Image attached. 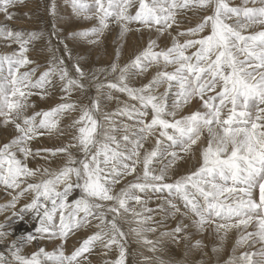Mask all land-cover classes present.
I'll return each instance as SVG.
<instances>
[{
	"label": "rangeland",
	"instance_id": "obj_1",
	"mask_svg": "<svg viewBox=\"0 0 264 264\" xmlns=\"http://www.w3.org/2000/svg\"><path fill=\"white\" fill-rule=\"evenodd\" d=\"M150 2L151 0H149ZM77 3L87 5V11L83 13L74 12L72 0H11L10 11L14 13V16L23 15L22 12L27 13L28 15L25 14L27 20L31 19L33 23L37 22V26L36 29L29 28L32 30H21L20 32H14L12 28H6L4 38L16 45L17 49L18 46L26 48V55H31L36 51L40 59L44 58L41 63L28 64L26 67L19 68V71L23 73L35 69L34 72H31L33 83L38 81L41 73L49 68L50 62L60 71H55L43 87L30 86L24 89L26 94L29 92L33 94L26 95V98L21 101L26 107L21 109L18 114L14 109L10 112L7 104L0 105V113H2L0 114V131H6L5 127L11 125L14 133V135H10L11 138L8 140L0 141V145L8 144L11 141L9 148L0 149L7 153L3 161H0V198H2L0 199V225H3L0 231L13 233L12 227L23 228V230L17 232L18 236H12L8 240L0 237V252H4L6 256L8 253L5 250L9 248L10 243H15L17 247L23 244L22 251L25 247L29 248V252H23L24 255H29L38 247H43L47 252H53L57 249L59 243L57 241L59 240L55 238L37 239L25 243L24 238L29 233L36 234V225L40 220L37 212H43V208L38 205L32 207H25V205L34 202V197L39 196L40 204H46L51 209L52 204L45 198L44 182L68 165L70 161H75L71 164V167L76 168L80 167L81 161L90 160V154H86L80 146V132L75 130L78 128L77 123H84L85 126L82 127L91 131L88 116L96 121L93 137L95 143L91 145V153H94L100 145L104 144L107 137H115V140L119 142L118 150L122 154L126 155L133 148V145L122 139V137L127 134L129 140H135L141 127L139 123L141 118L135 114L131 117L128 114H120L118 110L127 107L129 112L142 111L139 103L108 87L98 90L96 87L98 83L117 82L123 74L124 80L120 81L122 86L140 88L151 81L153 77H156V83L152 85L150 93L146 94L157 97L162 105L166 102V110L168 112L173 111L174 93L178 91L179 85L173 82L169 90V81L157 76V73L154 74V70L150 71L149 67L159 70L158 73H172L177 67L176 61L167 62L164 57L155 59L150 57L144 60L142 67L128 64L122 68L116 65L115 70L112 68L117 49L120 56L121 51H123V42L129 33H136V36H138L136 37L139 40L136 52H139L148 40H152L151 32L157 33L162 38L156 40L157 47L154 51L160 52L167 49L169 45L175 44L177 51L182 50L192 57L191 64L197 63L193 53L197 52L200 45L193 43L185 46V41H198L201 37H204V59L200 62V67L205 68V72L203 74H192L185 71L183 75L186 78L185 86L196 89L194 95H199L202 90L206 98L216 96L217 111L214 114L216 119L212 125L213 131L222 137L224 136L223 128L230 127L231 138L241 146L244 143L255 146L256 139L264 133V127H261L264 126V113L259 111V109L264 108V102H260L259 93L254 86L255 82L264 75V68L257 67L258 60L254 59V55L258 56L264 53V44L259 43V34L264 33V13L252 11L264 8V0H187V2L186 0H163L161 6L167 9V12L164 13L169 17L167 21L161 20L159 24L151 21L147 24H136L134 22L117 21L113 18L107 21L108 26L106 29L89 35H78V33L101 27L97 19L98 13L95 0H77ZM63 8L65 10L71 9L73 15L77 14L79 18L82 17L84 23H87L85 27L80 26V23L74 20L73 15L72 18H65L66 14L62 12ZM230 9H236V11ZM130 12L135 14V6L130 9ZM206 16L212 18L207 22H203ZM58 18L62 19L59 23H57ZM198 25L200 27H197ZM122 26L126 31L120 32ZM189 29L192 31H188ZM9 30L11 31L9 32ZM210 33L211 35H209ZM253 36L255 39H244ZM76 46H80V52L76 49ZM88 46L92 47L89 48ZM50 53L51 55H49ZM65 53H70V55ZM225 53H227L226 56ZM8 54L0 51V57ZM110 54H112L113 59ZM107 56L111 58L109 64L97 69L98 63L99 65L102 63L100 60ZM124 56L125 54H122L117 62ZM222 57L224 58L221 59ZM61 59H63V64L59 63ZM233 60L236 61L235 67L231 66ZM74 61L79 62L81 65L83 78L72 67ZM221 64H223V68H221ZM65 66L67 67L68 76L79 80L83 88L73 85L68 93L62 91L67 85V79H61ZM16 67V64L12 65L13 70ZM237 68L240 70L238 73H236ZM249 73L251 76L242 79ZM196 75H201L199 84L205 85L202 89L197 84ZM2 78L11 79L7 63H4L3 71L0 73V79ZM138 78L139 80L142 79V84ZM224 85H228L226 89L228 95L225 97L224 103H221L218 93ZM97 93H99V96ZM41 94L44 96L43 99H41ZM55 94L60 95L57 98L58 104H71L73 107L49 115L46 118L47 123L44 127H41V120L45 119L42 115H36L27 125L23 124V118H31L34 113H42L58 105L40 106L38 100L52 98ZM62 96H65V99L61 100ZM85 98L89 101L84 100ZM93 98L99 101V107L95 110L92 109ZM78 99L81 104L88 103L86 109L82 108V115L85 116V119L81 122L78 119L75 122V119H73L76 115L74 113L79 110L76 103ZM233 99L236 101L235 106L232 103ZM122 101L123 103H121ZM233 107L238 114L235 117V122L229 126H224L223 120L230 117V110ZM195 108L196 104L192 103L182 105L176 111L175 119H179ZM166 118L173 119L171 116ZM8 119H11L13 123H6ZM16 124H20L25 128V134L21 137L20 142L13 139V137L19 135L15 127ZM253 125H257V127L254 129ZM29 128H31V131H27ZM201 133L199 138H202L203 142L197 143V139V142L191 145L187 151L182 149L180 145L169 148V142H165L161 146L162 154L154 157L148 165L149 171L153 175H160L163 171L164 180L154 181L149 178L146 183L152 185L172 183L178 177L198 167L201 149L209 142V133L203 126L201 127ZM61 142H64V145ZM142 143L143 146L148 144V148L144 151V148H141L139 157H133L137 161L135 176L120 178L121 183L115 186V192H119L125 184L135 180L136 177L143 176V155L146 150H150L155 146V136L148 137ZM113 147H116L115 143H113ZM49 149L51 151H48ZM231 151L232 144L229 143L228 152L231 153ZM170 152H175L179 158L173 160L168 155ZM72 156L73 158H71ZM60 158V163L49 164L50 160ZM126 162L132 163V161ZM184 162L188 166L187 170L180 166ZM33 163L37 165L35 166ZM40 165L42 166L40 167ZM71 181L73 188L69 202L74 198H78L80 194L79 188L76 187L79 181L76 180L75 175L71 177ZM139 182L145 183L143 179ZM216 183L219 184L221 181L217 179ZM38 184L41 185L39 189L34 187ZM236 187H240V185H236ZM58 190H62L59 185ZM133 194L141 196L142 200L139 204L134 200H130L128 207L144 217H151L145 228H155L156 230L143 232V238L152 242L151 244L144 243L141 238L136 237L129 231L130 228L136 227L132 222L133 217L127 213H122L118 223L127 234L123 243L128 253V264H226V262L228 264H242L241 253L256 252L264 247V244L256 237L244 239L246 233L257 231L256 212L247 213L248 217H252V221L248 223L247 227L238 224L239 220L246 218L243 216H233L229 219L209 216L208 223L198 230L193 226L195 217L185 208L179 194L175 191L171 193L165 189L157 191L155 187H150L143 192H134ZM233 195L239 197L238 193ZM195 198L200 199L199 196ZM230 200L231 197L229 202ZM200 202L203 207V201ZM170 203L174 204L178 211L171 208ZM110 204L111 202H107L104 205L105 209ZM146 209L150 211H146ZM261 214L264 215V210H261ZM111 216L112 214L109 213L108 218L111 219ZM89 219L90 223L81 224L79 228H73L72 231L68 232L61 249L55 252L56 256L72 257L74 250L80 247V242L86 236L97 231L98 221L91 217ZM178 223L182 227L185 226L179 243L173 238L171 231ZM220 224L227 227L218 229L217 226ZM101 231L103 233L101 238L82 249L73 258L72 264H107V261L118 254L115 245L105 246L111 238V230L105 227ZM162 233H167V235H162ZM185 234L187 235L186 239L184 238ZM7 236L11 235L8 233ZM18 237L19 240L16 239ZM197 240L201 241V244L194 247L193 244ZM229 257L232 258L231 261H229ZM11 259L9 257V260ZM44 264H55V261L45 260ZM64 264H68V260H65Z\"/></svg>",
	"mask_w": 264,
	"mask_h": 264
},
{
	"label": "snow or ice",
	"instance_id": "obj_2",
	"mask_svg": "<svg viewBox=\"0 0 264 264\" xmlns=\"http://www.w3.org/2000/svg\"><path fill=\"white\" fill-rule=\"evenodd\" d=\"M187 2V0H186ZM163 0H95V6L97 8V19L100 24V28H93L84 32L78 33V35L94 34L97 31H102L107 28V21L115 18L117 21H123L126 23L147 24L150 21L157 24L161 20L167 21L169 17L164 15L167 9L162 7ZM11 0H0V16H3L5 21L14 19V13L10 11ZM73 11L77 13H83L87 11V5L77 3V0H72ZM135 6V14L130 12V9ZM203 6V5H201ZM236 11V9H230ZM264 13V8L259 10ZM211 16L204 17L203 22L210 20ZM171 27V25H169ZM197 27H200L199 25ZM6 28V25L0 24V30ZM11 30H9L10 32ZM126 29L122 26V32ZM188 31H192L189 29ZM211 35V33L209 34ZM259 43L264 44V33L259 34ZM239 38V37H237ZM204 37H201L198 41H185V46L193 43L200 45L197 52L193 53L196 57L197 63L191 64V56H188L184 51H177L175 44L169 45L167 49L160 52L154 51L157 47L156 42L148 40L144 47L132 56L129 60V64L137 67H142L144 60L148 58L164 57L167 62L176 61L177 67L174 72L157 73V76L167 79L169 81V90L172 87L173 82L179 85L178 91L174 93L175 99L173 101V111L168 112L166 102L162 105L159 103L158 98L150 94L152 85L156 83V77H153L147 84L142 85L140 88H132L130 86H122L120 81L124 80L123 74L117 82H105L103 84H97V89L108 87L121 92L128 96L129 99L136 101L140 105L141 110H135L129 112L127 107L119 109L120 114H135L140 117L139 134L135 140H129L127 134L122 139L131 143L133 148L125 155L119 150V142L115 140V137H107L106 142L100 145L94 153L90 152L91 145L95 143L93 137L95 135L96 121L88 116L90 122L91 131L81 127L80 132V146L86 154H90V160H84L80 162V167H71L75 161H70L68 165L60 169L51 178L44 182V194L46 200L52 204V208L49 209L46 204H40L39 196L34 197V202H30L25 207H32L38 205L43 208V212H37L40 216V220L36 225L35 235L29 233L24 238L25 243L35 241L37 239H57V249L53 252H47L43 247L36 248L29 255L23 254V244L19 247L15 243H10L9 248L5 250L8 253L6 256L4 252H0V264H44L45 260L55 261V264H64L65 260H68V264H72L73 258L81 252L86 246L90 245L93 241L100 239L102 236L101 229L107 227L111 230V238L107 241L106 247L115 245L118 249V254L111 260L107 261V264H128V253L124 246L123 241L126 240V233L121 229L118 220L122 213H127L133 217V223L136 227H132L129 231L136 237L141 238L144 243L151 244L143 238L144 231H155V228L147 229L145 225L151 220V217H144L140 213L135 212L134 209L128 207L129 201L134 200L136 203H140L142 197L134 195V192H143L146 188L155 187V190L160 191L165 189L170 193L175 191L179 194V198L184 203L185 208L195 217L193 220V226L198 230L208 223L209 216H215L221 219H229L233 216H243L245 219L238 221V224L247 227L248 223L252 221V217H248V212H256L255 222L257 224V231L253 233H246L244 239L256 237L264 244V215L261 214V210H264V133H262L257 139L255 146H249L244 143L243 146L238 144L231 138V128L224 127V136H219L213 131L212 125L216 119V96L206 98L204 92L201 90L199 95H194L195 88H187L186 78L183 73L188 71L192 74H203L205 68L200 67V62L204 59ZM245 40L255 39V37H246ZM10 46V45H9ZM26 48L18 46L17 52L0 57V73L3 71L4 63L8 64L9 76L11 79H0V105L7 104L10 112L15 110L17 114L21 109L26 107L21 101L26 98V95H32L33 93H25L24 89L30 86L43 87L48 82L49 77L54 74L56 69L50 62L49 68L41 73L38 81L33 83L31 81V72L26 71L21 73L19 68L26 67L28 64H34L35 61L30 60L25 54ZM70 55V53H65ZM227 53H225V56ZM119 57V50L116 52V59L113 61L112 68L115 70ZM222 57L221 59H223ZM254 59L258 60L257 67L264 68V53L258 56L254 55ZM63 64V59L59 61ZM16 64V69L13 70L12 65ZM236 61L233 60L232 65L235 67ZM72 67L77 74L83 78V69L79 62L74 61ZM223 68V64H221ZM240 70L237 68L236 73ZM234 73V74H236ZM251 74H246V79ZM61 79H67V85L62 91L68 93L73 85H83L79 80L70 78L68 76L67 67L62 71ZM201 75H196V81L199 87L202 89L205 85H200ZM255 88L259 93L260 102H264V75L255 82ZM228 85H224L223 89L218 93L220 102L224 103L225 97L228 95L226 89ZM44 96L41 94V99ZM65 99V96L61 97V100ZM166 101V96H165ZM196 104V108L188 114L181 116L179 119H175L176 111L185 104ZM233 106H235V99L232 100ZM73 107L71 104H58L53 108L43 111L42 113H34L33 117L23 118V124L27 125L36 115H42L45 119L41 120V127H44L47 123L46 118L52 113L64 109ZM99 101L96 98L92 100V109H98ZM203 110V111H202ZM264 113V108L259 109ZM2 114V113H0ZM10 115V113H9ZM238 114L233 107L230 110V117H226L223 120L224 126H229L235 122V117ZM171 116L173 119H167ZM81 121L85 119V116L80 117ZM6 123H13L11 119H8ZM6 126V124H5ZM206 128L209 133L208 144L201 149L200 164L198 167L187 172L185 175L178 177L172 183L162 184H148L146 183L149 178L154 181H163V171L160 175H153L149 171V163L154 157H158L162 154L161 146L165 142L168 143L169 148H174L176 145H180L185 151L191 145L197 142V139L201 136V127ZM17 133L14 140L20 142L21 137L25 134V128L20 124L15 125ZM257 125H253L255 129ZM264 127V126H261ZM27 131H31L29 128ZM155 136V146L146 150L143 155L144 160V173L142 177H136L135 180L125 184L119 192H115L114 188L117 184L121 183L122 177L135 176L137 161L133 157H139L140 149L143 148L142 141L150 136ZM255 135V133H254ZM30 138V137H29ZM113 143L116 147H113ZM232 144L231 153L228 152V144ZM11 145V141L8 144L0 145V149H7ZM63 150V149H61ZM48 151H51L50 149ZM5 151L0 150V161H3ZM173 160L178 159L175 152L168 153ZM126 161H132L131 164ZM75 175L76 180L79 183L76 187L79 188L80 194L78 198H74L69 202L70 194L72 193L73 184L71 177ZM141 179L145 183L139 182ZM219 179L221 183L217 184L216 180ZM231 181V183H229ZM58 185L62 187V190H58ZM240 185V187H236ZM37 189L41 188V185H35ZM235 193L239 194L237 198ZM199 196L197 200L195 197ZM231 200L229 202V199ZM203 201V207L201 202ZM59 202V203H57ZM107 202L111 204L105 209L104 205ZM170 207L175 211H178L174 204L170 203ZM146 211H150L147 210ZM111 213V219L108 218V214ZM175 214V212H173ZM58 217V219H57ZM94 218L98 221L97 231L91 235L86 236L81 242L80 247L75 249L72 257L56 256L55 252L61 249L68 232L73 228H79L81 224L90 223L89 218ZM218 229H225L227 226L220 224ZM3 228V225H0ZM173 238L177 243L180 242L181 234L184 233V227L179 223L171 230ZM8 233L0 231V237H6ZM167 235V233H162ZM184 238H187L185 234ZM201 241L197 240L193 246H199ZM151 250V249H150ZM215 251V248L213 249ZM9 257L12 259L9 260ZM242 264H264V247L260 250L252 253H241ZM232 258L229 257V261ZM228 264V262H226Z\"/></svg>",
	"mask_w": 264,
	"mask_h": 264
},
{
	"label": "bare ground",
	"instance_id": "obj_3",
	"mask_svg": "<svg viewBox=\"0 0 264 264\" xmlns=\"http://www.w3.org/2000/svg\"><path fill=\"white\" fill-rule=\"evenodd\" d=\"M241 1V0H240ZM252 3V2H251ZM61 9V8H60ZM62 12L64 13V14H66V16H65V18L66 17H68V19L69 18H72V15H73V12H71V9H69V10H65L64 8L62 9ZM30 13V12H29ZM22 14L23 15H18V16H14V19H12V20H10V21H5L4 20V18H3V16H0V24H3V25H6V28H8V29H13V31L14 32H16V31H18V32H20L21 30H26V31H28V30H32V29H29V28H34V29H36V26H37V22H35V23H33L32 21H31V19H29V16H28V19L29 20H27V17L25 16V14H27V13H23L22 12ZM28 15V14H27ZM75 18H74V20H76V21H78L79 23H80V26H84L85 27V25L87 24V23H84V19H81V18H79V16L76 14V15H73ZM60 18V17H59ZM58 18V19H59ZM61 18H63V17H61ZM62 20V19H61ZM60 19L58 20V22L57 23H59V21H61ZM72 20V19H71ZM71 22V21H70ZM90 22V21H89ZM235 22V21H234ZM74 24H75V22H74ZM58 25V24H57ZM74 26V25H73ZM72 26V27H73ZM6 28L5 29H3V30H0V51L1 52H4V53H9V54H13V53H16L17 52V46L16 45H13L11 42H9L8 41V39H5L4 38V35L6 34ZM66 30V29H65ZM120 32H122L121 30H120ZM119 32V33H120ZM64 33V32H63ZM152 34V35H151ZM151 36H152V40L153 39H155V42H156V40L158 41V39H161L162 37H160V35L159 34H157V33H152L151 32ZM68 35V34H67ZM117 35V34H116ZM137 34L136 33H129L128 34V37L124 40V42H123V46H122V48H123V51H121L122 52V54L124 55L125 54V56L119 61V62H117V65L118 66H121V68L122 67H125V66H127L128 64H129V60H130V58L132 57V56H134L137 52H136V50H138V41L139 40H137L136 39V37H138V36H136ZM123 36V35H122ZM110 37H112V36H110ZM109 37V38H110ZM114 37V36H113ZM118 37V36H117ZM124 37V36H123ZM140 37V36H139ZM116 38V37H115ZM119 38V37H118ZM111 39V38H110ZM124 39V38H123ZM164 40V39H163ZM68 41V40H67ZM162 41V40H161ZM161 41H159V43H161ZM71 43V42H70ZM111 43V42H110ZM158 43V42H157ZM68 44V43H67ZM72 44V43H71ZM116 44V43H115ZM121 44H122V42H121ZM10 45V46H9ZM157 45V44H156ZM89 47V46H88ZM90 47H92V46H90ZM89 47V48H90ZM47 48V47H46ZM73 48V47H72ZM75 48V47H74ZM86 48V46L84 47V49ZM45 49V48H44ZM76 49H78L79 50V52H80V50H81V48H80V46H76ZM75 49V50H76ZM98 49V48H97ZM83 50V49H82ZM41 51H43V50H41ZM45 51V50H44ZM92 51V50H91ZM112 51V50H111ZM110 51V52H111ZM49 52V51H48ZM82 52V51H81ZM109 52V53H110ZM120 52V53H121ZM113 53V52H112ZM42 54V53H41ZM92 54V53H91ZM94 54V53H93ZM92 54V55H93ZM121 54V55H122ZM49 55H51V53L49 54ZM90 55V54H89ZM100 55H102V54H100ZM120 55V56H121ZM99 56V55H98ZM103 57H104V55H102ZM119 56V57H120ZM27 57L30 59V60H32V61H35V63L37 62H39V63H41L42 62V60H44V58H39L40 56L38 55V53L35 51V52H33V54H29V55H27ZM42 57V56H41ZM92 57V56H91ZM110 57L112 58V54H110ZM110 57H105V58H103L102 60H100L102 63H100V65H99V63H98V65H97V69H100L102 66H104V65H108L109 64V62H110V60H111V58ZM118 57V58H119ZM100 58V57H99ZM102 58V57H101ZM46 59V58H45ZM113 59V58H112ZM49 62V61H48ZM47 64V63H46ZM38 65H40V64H38ZM121 70V69H120ZM149 70L150 71H153L154 70V74L155 73H158L159 72V70H156L155 68H153V67H149ZM122 72V71H121ZM118 73V72H117ZM138 80H139V78H138ZM142 79L140 78V80H139V82L142 84V81H141ZM56 93H57V91H56ZM94 94H95V91H94ZM96 95V94H95ZM97 95L99 96V93H97ZM58 97H60V95H58V94H55L52 98H48V99H44V100H41V99H38L39 100V102H40V106L41 105H45V106H47V107H51L52 105H55V104H58ZM84 100H88L87 98H85ZM89 101V100H88ZM78 105V107H77V109H79L78 111H76L74 114H76L75 116H74V118L73 119H75V122H76V119H78V120H80V122H81V119H80V117L82 116V114H83V111H82V108H85L86 109V105L88 104L87 102V104H81V101L78 99V101L76 102ZM75 103V104H76ZM121 103H123V101L121 102ZM44 107V106H43ZM87 111V110H86ZM183 113V112H182ZM180 115V114H179ZM72 118V117H71ZM73 122V121H72ZM74 123V122H73ZM10 124V123H9ZM74 125V124H73ZM77 126H78V128L77 129H75V130H79L82 126H85L84 125V123L83 124H81V123H77L76 124ZM89 125V124H88ZM4 126V125H3ZM88 127V126H87ZM6 128V131H0V141H4V140H8L9 138H11V134H13L14 135V133H13V131H12V127H11V125H7V127H5ZM90 128V127H89ZM15 129V128H14ZM2 130V129H1ZM205 135V134H204ZM205 137V136H204ZM55 139V138H54ZM53 139V140H54ZM202 139V138H201ZM200 138L198 139V142L197 143H201V142H203V140H201ZM206 139V138H205ZM40 140V139H39ZM44 140V139H43ZM48 141H50V140H48ZM56 142H57V140H56ZM3 143V142H2ZM63 145H64V142H61ZM206 143V142H205ZM67 144V143H66ZM2 145V144H1ZM62 145V146H63ZM41 146V145H40ZM43 146V145H42ZM37 147V146H36ZM143 151L146 149V148H148V144H144V146H143ZM202 148V147H201ZM41 149V148H40ZM64 149V148H63ZM66 149V148H65ZM69 151V150H68ZM142 151V152H143ZM67 157V156H66ZM70 157V156H69ZM71 158H73V156L71 157ZM42 159V158H41ZM61 160V158L60 159H54V160H50L49 161V164H57V163H60L59 161ZM186 161V160H185ZM45 162H46V160H45ZM47 163V162H46ZM69 163V162H68ZM34 164V163H33ZM48 164V163H47ZM35 166L37 165V164H34ZM42 165H40V167H41ZM184 170H187V164L184 162V163H182L181 165H180ZM39 167V166H38ZM53 168H54V166H52ZM60 167V166H59ZM52 168V169H53ZM56 170H57V168H56ZM184 170H183V172H184ZM53 171H54V169H53ZM181 171V170H180ZM1 196V195H0ZM0 199H2V198H0ZM162 208V207H161ZM181 218V217H180ZM179 219V218H178ZM2 220H3V216H2ZM8 221V220H7ZM9 221H10V219H9ZM186 222V221H185ZM13 223V222H12ZM155 223V222H154ZM184 225V224H183ZM177 226V225H176ZM185 227V226H184ZM7 228V227H6ZM8 229V228H7ZM12 229H13V233H11V232H8L9 233V235H11V236H6V237H1V238H6L7 240L10 238V237H12V236H18V233L17 232H19V230H23V228L22 227H12ZM15 231V232H14ZM195 231V230H194ZM4 232V231H3ZM4 233H6V232H4ZM197 233V232H196ZM23 234V233H22ZM159 236V235H158ZM17 240H19V237L18 238H16ZM48 242V241H47ZM57 242H59V241H57ZM183 244V243H182ZM56 245V244H55ZM32 246H33V244H32ZM50 247V246H49ZM28 249L29 248H26L25 247V249L23 250V252L24 251H27V252H29L28 251ZM25 253V252H24Z\"/></svg>",
	"mask_w": 264,
	"mask_h": 264
}]
</instances>
